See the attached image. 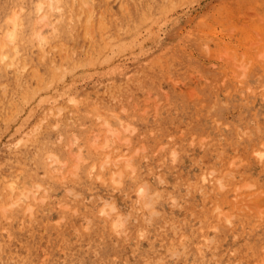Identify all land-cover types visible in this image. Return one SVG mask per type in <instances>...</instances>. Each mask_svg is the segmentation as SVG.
<instances>
[{
    "label": "rangeland",
    "instance_id": "rangeland-1",
    "mask_svg": "<svg viewBox=\"0 0 264 264\" xmlns=\"http://www.w3.org/2000/svg\"><path fill=\"white\" fill-rule=\"evenodd\" d=\"M0 49V264H264V0H0Z\"/></svg>",
    "mask_w": 264,
    "mask_h": 264
},
{
    "label": "bare ground",
    "instance_id": "bare-ground-1",
    "mask_svg": "<svg viewBox=\"0 0 264 264\" xmlns=\"http://www.w3.org/2000/svg\"><path fill=\"white\" fill-rule=\"evenodd\" d=\"M39 2H40V1H39ZM162 2H163V1H162ZM164 2H165V1H164ZM41 3H42V2H41ZM149 3H150V2H149ZM44 4H45V3H44ZM31 5H32V3H31ZM42 5H43V4H42ZM39 6H40V5H39ZM221 6H222V5H221ZM53 7H54V6H53ZM38 8L40 9V7H38ZM41 9H42V7H41ZM41 9H40V10H41ZM35 11H36V10H35ZM51 11H53V10H51ZM31 12H33V9L31 10ZM31 14H32V13H31ZM28 16H29V14H28ZM29 17H30V16H29ZM16 18H17V17H16ZM8 19H9V18H8ZM201 19H202V18H201ZM15 20H16V19H15ZM15 24H16V22H15ZM52 27H53V26H52ZM14 31H15V30H14ZM10 32H13V30L10 31ZM15 32H16V31H15ZM65 32H66V31H65ZM38 33H39V32H38ZM38 33H37V34H38ZM66 33H67V32H66ZM39 34H40V33H39ZM42 34H43V33H42ZM4 35H5V34H4ZM50 36H51V35H50ZM50 36H49V37H50ZM16 38H17V36H16ZM31 39H32V38H31ZM46 39H47V38H46ZM47 40H48V39H47ZM43 41H44V40H43ZM46 42H47V41H46ZM9 43H10V42H9ZM0 50H1V49H0ZM34 71H35V70H34ZM36 73H37V71H36ZM34 75H35V74H34ZM36 75H37L38 77H40V75H39L38 73H37ZM34 77H35V76H34ZM35 78H36V77H35ZM242 101H243V100H242ZM246 102H247V101H246ZM243 103H244V102H243ZM243 103H242V104H243ZM104 104H105L106 107H107V104H106V103H104ZM112 104H113V102H112ZM247 104H248V103H247ZM213 106H214V104H213ZM2 109H3V108H2ZM84 115H85V114H84ZM107 143H108V142H107ZM107 143H104V144H107ZM108 144H109V143H108ZM211 145H212V144H211ZM36 151H37V150H36ZM93 153H94V152H93ZM217 153H218V152H217ZM33 154H34V153H33ZM219 154H220V153H219ZM25 155H26V154H25ZM20 156H21V155H20ZM22 156H23V155H22ZM22 156H21V157H22ZM40 156H42V155H39V157H38L39 159H41ZM95 157H96V156H95ZM22 158H23V157H22ZM42 158H43V157H42ZM34 159H35V158H34ZM36 159H37V158H36ZM18 160H21V158H19ZM18 160H17V161H18ZM41 160H42V159H41ZM23 161L25 162V159H24V158H23ZM42 161L44 162V160H42ZM18 162H19V161H18ZM20 162L22 163V160H21ZM32 162H33V161H32ZM44 163H45V162H44ZM38 164H39V163H38ZM39 165H40V164H39ZM41 165H42V164H41ZM43 165H44V164H43ZM37 167H39V166L37 165ZM32 170H33V169H32ZM42 170H43V169H42ZM115 170H116V169H115ZM30 171H31V170H30ZM110 171H111V170H110ZM112 171H114V170H112ZM116 171H118V170H116ZM169 171H170V170H169ZM233 171H234V170H233ZM32 172H33V171H32ZM235 173H236V172H235ZM235 173H234V174H235ZM247 173H248V172H247ZM33 174H34V173H33ZM224 174H225V173H224ZM222 175H223V174H222ZM226 175H228V174L226 173ZM226 175H225V176H226ZM230 175H231V174H230ZM230 175H228V176H230ZM158 176H159V175H158ZM196 176H198V175H195V177H196ZM199 176H200V175H199ZM217 177H218V176H217ZM221 177H222V176H221ZM223 177H224V176H223ZM163 178H164V177H163ZM200 178H201V176H200ZM203 178H204V177H203ZM224 178H225V177H224ZM229 178H231V177H229ZM164 179H165V178H164ZM185 179H186L188 182H190L187 178H185ZM218 179H219V178H218ZM227 179H228V178H227ZM181 180H184V178H182ZM197 180H198V179H197ZM202 180H203V179H202ZM204 180H205V178H204ZM225 180H226V179H225ZM235 180H236V179H235ZM86 181H87V180H86ZM89 181H90V180H89ZM180 182H181V181H180ZM188 182H187V183H188ZM194 182H195V180H194ZM198 182H199V181H198ZM226 182H227V181H226ZM88 183H89V182H88ZM173 183H174V182H173ZM183 183H184V182H183ZM185 183H186V182H185ZM185 183H184V184H185ZM195 183H196V182H195ZM176 184H177V183H176ZM189 184H190V183H188V185H189ZM191 184H193V183L191 182ZM200 184H201V183H200ZM90 185H91V184H90ZM153 185H154V184H153ZM160 185H161V184H160ZM185 185H186V184H185ZM188 185H187V186H188ZM193 185H194V184H193ZM173 186H174V185H173ZM183 186H184V185H183ZM199 186H200V185H199ZM174 187H175V186H174ZM177 188H178V187H177ZM186 188H187V187H186ZM199 188H200V187H199ZM88 190H89V189H88ZM149 192H150V191H149ZM151 192H152V191H151ZM151 192H150V193H151ZM187 193H188V192H187ZM27 194H28V193H27ZM184 194H185V193H184ZM148 195H149V193H148ZM82 199H83V198H82ZM113 199H114V198H113ZM155 200H156V199H155ZM155 200H154V201H155ZM114 203H115V202H114ZM153 204H154V203H153ZM152 206H153V205H152ZM113 207H114V205H113ZM114 208H115V207H114ZM149 208H150V207H149ZM153 208H154V207H153ZM153 208H152V209H153ZM150 209H151V208H150ZM150 209H147V210H150ZM152 209H151V210H152ZM162 209H163V208H162ZM119 210H120V209H119ZM154 210H155V208H154ZM155 211H156V210H155ZM117 212H118V211H117ZM156 214H157V213H156ZM176 217H177V216H176ZM171 218H172V217H171ZM120 221H121V219H120ZM173 223H174V222H173ZM180 224H181V223H180ZM183 224H184V223H183ZM103 240H104V239H103ZM212 240H213V239H212ZM213 241H214V240H213ZM102 242H103V241H102ZM105 242H106V240H105ZM171 242H172V241H171ZM219 242H220V241H219ZM214 244H215V243H214ZM160 245H161V244H160ZM171 245H173V244H171ZM171 245H170V246H171ZM182 246H183V245H182ZM206 246H207V245H206ZM103 247H104V246H103ZM167 247H168V246H167ZM174 247H175V246H174ZM172 248H173V247H172ZM166 249H167V248H166ZM167 250H168V249H167ZM169 250H170V249H169ZM172 251H173V250H172ZM200 251H201V250H200ZM209 251H210V250H209ZM201 252H202V251H201ZM201 252H200V253H201ZM172 253H173V252H172ZM162 254H163V253H162ZM212 254H214V253H212ZM215 254H216V253H215ZM197 255H198V254H197ZM123 256H124V255H123ZM201 256H202V255H201ZM214 256H215V255H213V257H214ZM206 257H208V256H206ZM191 261H192V260H191Z\"/></svg>",
    "mask_w": 264,
    "mask_h": 264
},
{
    "label": "snow or ice",
    "instance_id": "snow-or-ice-1",
    "mask_svg": "<svg viewBox=\"0 0 264 264\" xmlns=\"http://www.w3.org/2000/svg\"><path fill=\"white\" fill-rule=\"evenodd\" d=\"M39 7H43V6L40 5ZM7 39H8L9 41L15 42V40H16V35H15V33H14V32H9L8 35H7ZM257 155H258L262 160H264V152L257 153ZM93 171H95V169H93ZM144 191H145L144 188H140V193H141V194H143ZM107 207H108V206L106 205V208H107ZM113 211H114V209H113ZM102 214H103V213H102Z\"/></svg>",
    "mask_w": 264,
    "mask_h": 264
}]
</instances>
